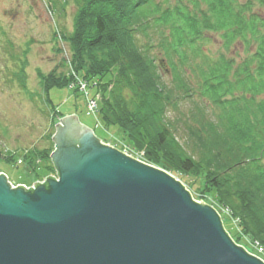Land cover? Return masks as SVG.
Instances as JSON below:
<instances>
[{
	"label": "trees",
	"instance_id": "obj_1",
	"mask_svg": "<svg viewBox=\"0 0 264 264\" xmlns=\"http://www.w3.org/2000/svg\"><path fill=\"white\" fill-rule=\"evenodd\" d=\"M72 1L74 30L64 39L76 75L100 93L105 128L121 130L150 164L195 176L201 201L227 209L264 247V0ZM214 36L248 52L239 67L225 53L205 52ZM41 79L47 93L70 81ZM189 103L187 113L180 109ZM50 153L40 152L44 166L24 160L48 176L55 173Z\"/></svg>",
	"mask_w": 264,
	"mask_h": 264
},
{
	"label": "water",
	"instance_id": "obj_2",
	"mask_svg": "<svg viewBox=\"0 0 264 264\" xmlns=\"http://www.w3.org/2000/svg\"><path fill=\"white\" fill-rule=\"evenodd\" d=\"M52 142L54 176L28 188L0 173V264H264L178 178L76 114L58 119Z\"/></svg>",
	"mask_w": 264,
	"mask_h": 264
},
{
	"label": "rangeland",
	"instance_id": "obj_3",
	"mask_svg": "<svg viewBox=\"0 0 264 264\" xmlns=\"http://www.w3.org/2000/svg\"><path fill=\"white\" fill-rule=\"evenodd\" d=\"M65 1L57 0L60 7L57 9L52 0H0V173L6 174L14 186L23 184L29 188L36 180L45 179L43 168L34 172L24 159L34 158L35 163L46 165L40 152L54 150L52 136L55 124L59 118L73 114L105 144L152 165L146 161L144 150L133 148L121 130L115 126L105 128L98 113L100 93L76 75L70 60V44L64 35L74 30L77 7L72 0ZM260 10L264 13V7ZM204 50L213 56L225 53L228 58H235L234 68L239 67L248 56L238 42L226 49L218 36L209 37L204 43ZM161 68L165 72L164 67ZM41 74L53 77L63 75L70 81L65 87H54L47 93ZM166 75L170 81V72ZM92 98L97 100L95 113L89 108ZM189 108H192L191 103L181 105L180 109L187 113ZM170 117L180 115L172 111ZM179 127L178 134L186 135L183 126ZM181 141L185 138L182 137ZM49 175L54 176L55 173ZM172 176L181 178L187 188L194 184L192 190L189 189L191 195L194 200L201 201L195 176ZM207 201L221 215L224 228L233 240H237L239 234L248 244L259 243L242 234L238 219L230 217L227 209L212 200ZM239 242L248 252L264 261V257L252 246L244 240Z\"/></svg>",
	"mask_w": 264,
	"mask_h": 264
},
{
	"label": "built area",
	"instance_id": "obj_4",
	"mask_svg": "<svg viewBox=\"0 0 264 264\" xmlns=\"http://www.w3.org/2000/svg\"><path fill=\"white\" fill-rule=\"evenodd\" d=\"M91 101L92 102L90 103V99H89V103H90V107L89 108H90L91 111H93V113H95V110H97V106H96L97 105V100H96V98H92ZM247 244H248V242H247ZM248 245L252 246L255 251H257L259 254H261L264 257V247H262L259 243H257V242L250 243L249 242Z\"/></svg>",
	"mask_w": 264,
	"mask_h": 264
}]
</instances>
